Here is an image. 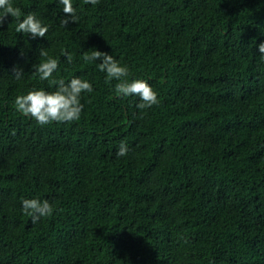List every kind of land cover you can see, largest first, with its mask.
<instances>
[{
    "label": "trees",
    "instance_id": "1",
    "mask_svg": "<svg viewBox=\"0 0 264 264\" xmlns=\"http://www.w3.org/2000/svg\"><path fill=\"white\" fill-rule=\"evenodd\" d=\"M0 25V264H264V0H11ZM2 12V10H0ZM34 14L44 38L15 31ZM80 78V118L45 126L14 100ZM98 50L158 104L117 97ZM72 62H67V56ZM19 67L24 75L13 77ZM121 142L125 156H117ZM47 200L36 223L22 200Z\"/></svg>",
    "mask_w": 264,
    "mask_h": 264
},
{
    "label": "clouds",
    "instance_id": "2",
    "mask_svg": "<svg viewBox=\"0 0 264 264\" xmlns=\"http://www.w3.org/2000/svg\"><path fill=\"white\" fill-rule=\"evenodd\" d=\"M63 6L62 11L64 19L61 21L63 27L69 23H77L79 16L73 7L72 0H59ZM84 4L97 5L99 0H83ZM0 25L8 16L21 17V10L14 7L11 0H0ZM17 33H23L35 40L44 38L48 32L47 26L43 25L34 14L24 16L22 21L17 24L15 29ZM260 60L264 62V42L258 45ZM39 55L46 58L39 64H34L33 71L42 81H49L50 86H55V90L48 92L45 90H31L25 95H19L14 100V108L21 115L34 120L38 125L45 126L52 122L70 123L80 118L83 105L80 102L81 94L84 92L91 93L92 85L80 78H72L70 82L65 83L63 79H51L52 74L58 68V61L48 55V51L41 48ZM67 62H72V56L65 53ZM83 61L85 63L97 62L98 71L105 73V83L115 80L118 83L114 86V93L117 97L136 96L139 103L136 105L141 111L149 109L158 104L157 93L144 80L134 79L128 81L129 70L116 61L112 55L107 53L91 50L89 53L84 52ZM13 77L19 79L24 73L19 67L12 69ZM128 152L127 145L121 142L117 156H125ZM22 212L24 215L31 217L32 223H36L40 218L52 214L53 207L47 200L24 199L21 202Z\"/></svg>",
    "mask_w": 264,
    "mask_h": 264
}]
</instances>
